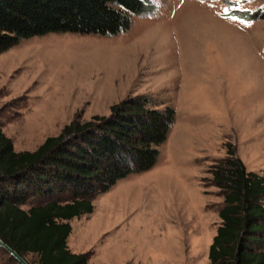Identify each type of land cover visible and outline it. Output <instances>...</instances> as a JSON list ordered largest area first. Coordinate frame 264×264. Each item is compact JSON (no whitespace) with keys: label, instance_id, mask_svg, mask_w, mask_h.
<instances>
[{"label":"rangeland","instance_id":"rangeland-1","mask_svg":"<svg viewBox=\"0 0 264 264\" xmlns=\"http://www.w3.org/2000/svg\"><path fill=\"white\" fill-rule=\"evenodd\" d=\"M149 1L122 34L48 33L0 53V120L17 151L35 150L128 95L174 107L157 163L71 220L68 246L90 264H211L224 192L207 184L210 165L231 142L264 175V19L231 13L264 0Z\"/></svg>","mask_w":264,"mask_h":264},{"label":"trees","instance_id":"trees-1","mask_svg":"<svg viewBox=\"0 0 264 264\" xmlns=\"http://www.w3.org/2000/svg\"><path fill=\"white\" fill-rule=\"evenodd\" d=\"M154 11L149 0H0V53L48 33L119 35ZM231 13L264 19V9ZM175 121L174 107L128 95L109 114L77 113L37 149L17 151L0 120V238L30 264H90L89 253L68 246L71 220L93 213L94 200L119 180L152 168ZM226 146L227 156L208 169L207 184L224 192L210 263L264 264V175ZM0 264L22 263L0 245Z\"/></svg>","mask_w":264,"mask_h":264},{"label":"water","instance_id":"water-1","mask_svg":"<svg viewBox=\"0 0 264 264\" xmlns=\"http://www.w3.org/2000/svg\"><path fill=\"white\" fill-rule=\"evenodd\" d=\"M0 245L7 249L17 260H19L22 264H30L24 257H22L16 250L11 248L7 243H5L0 238Z\"/></svg>","mask_w":264,"mask_h":264}]
</instances>
